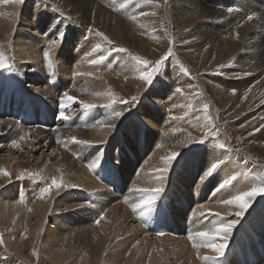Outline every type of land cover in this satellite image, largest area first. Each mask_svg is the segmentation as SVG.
I'll return each mask as SVG.
<instances>
[{"label": "bare ground", "instance_id": "6f19581e", "mask_svg": "<svg viewBox=\"0 0 264 264\" xmlns=\"http://www.w3.org/2000/svg\"><path fill=\"white\" fill-rule=\"evenodd\" d=\"M49 1L51 0H33L32 4H30L31 7L27 9L28 10L27 12H30L32 14L35 13L34 16H36L35 11L37 9L36 10L33 9H35L36 6L38 7L37 12L41 18H39L37 14L36 17H38L39 19L37 18L34 19L33 21L34 23L35 20H37L38 22L36 23L40 25L39 22L42 21V18L47 20L44 21L43 19V21L46 23L42 24L41 28L39 26H38L39 28L35 26L34 23L33 24L30 23L29 20L28 21L26 19L23 20V24L25 23L26 26L28 27L31 26L30 28L35 30V35L37 30H39L38 33L41 32L42 34H45L48 30L52 28V26H50V21L52 20L54 21L55 17L53 16H55L54 15L55 13H58L61 16V14L59 13L61 12V10L59 9V7L54 2L52 3V1L51 2ZM63 1H65V6L63 8L65 9L70 8L71 11H73V13L74 12L80 13L83 16H85V18L90 20L92 19V21L99 18V24L102 21L103 26L105 25L103 21H106L107 19L105 17V14H103V12L106 13L107 12L106 9L114 8L112 6V0H63ZM220 1L222 2V0ZM190 2L188 4L191 7H193L195 10H198L199 7H202V5L199 4L200 1L198 2L197 0H194L192 3ZM243 2L246 3L247 7H244L245 11L242 14L236 12V17H239V20L244 19V17L242 18V15H245L249 7H252L251 9L253 12L254 10H256L257 11L256 13H258V11L260 10L263 11L264 9V8L261 9L259 6H255L254 4L256 3H253L252 5L251 0H244ZM236 3L238 5L239 0H227L225 6L229 4V7H231ZM32 5H34L33 9H32ZM113 5L116 6L115 4ZM257 7H259L260 9H258ZM17 8H21V3H15L13 2V0H7V2L6 0H0V46H2V50L5 52L6 56L8 57L9 63L13 66L12 69L15 71L16 74L23 76V79L28 78L27 81H32L33 84L38 85L41 83L42 88H45V90L42 91L41 90L42 88H40L41 91H38L36 92V94L33 95L35 98L31 96L30 104H26V103L20 104L21 106L19 107H15V103L11 100V98H8V96L6 97L7 98L6 102L3 105H0V114H2L3 116H5V114H8L11 117L14 115L17 116V120H18L17 123L22 127L29 128L31 130L21 129L16 124L14 123L12 124V122L7 123V125L0 122V138L2 136L7 135V133L14 134V136L18 138H20L25 134H28L26 139L24 140L20 139L17 141H19V143L21 144H24V142H26V144L24 145H26V148L29 149L30 152L32 151L39 152L41 148V151L42 149H44L42 151V153L44 154L46 148L47 151H49L50 149L52 150V149L60 148L61 146L65 147L64 150L66 151L61 152L59 149L58 156L61 161L59 163H56L55 166L52 165L39 169L41 164L40 166L35 165L33 170L32 169L30 170V172L36 176L34 179L28 178L26 180H30V181H23L17 184H11L6 190L5 189L2 190V195L0 196V227L9 229L8 233L4 238V242L6 243V245L9 248H12L14 251L19 252V254H23L24 251H27V249L28 251L29 250L32 251L31 246L35 243V239L40 236V241L42 246L41 248L43 254L54 264H147L146 263L147 260L148 262L150 261V264H164L165 262H168L167 264H169L170 261L172 260H173L172 263L175 262V264H206V262L202 259V257L204 256L212 257L216 255L210 249L206 247H201L199 249L194 248L192 246V241L190 240L177 241L172 238L170 239V238H161V237H155V239H153L152 237H149L142 228H140L137 225L134 226V223L131 222L134 221L132 208L130 206L122 205L123 203L122 200L125 201L132 191L131 190L132 180L128 179L126 173L125 174L119 173L118 171L115 170L113 165L107 163L108 161L111 162L112 160L115 159L113 157V154L115 153H113L112 155L108 153L106 148L109 146V144L106 142L111 135L114 136L115 129L118 128L117 125L119 124L121 119H119L118 121H115V119L114 120L110 119V121H107L104 118H102L100 121L101 117L99 111L101 109L104 110L105 105L107 104L106 102L110 100V98H108V96L104 94L105 92L103 91V89H105L104 88L105 80L103 78L105 77L111 79L120 78V80H122L121 78L123 79L128 78L132 81L133 84L141 85L143 88H145L146 83L138 79L139 72L143 66L139 65L137 61H135V59L132 60L130 56H127L128 54L125 53L113 54L112 51L113 46L111 44H108L107 41H104L101 38L100 41H102V44L105 46L102 55L104 59L99 63H97L96 65H93L92 67L86 65L83 68H79L77 65L76 67H74L75 63L76 64L79 63L78 65H80L81 61L86 62V59L83 60V56L87 55V58H90V56H88L89 54L88 50L83 51V49H79V47H75V46L73 48L68 47L69 49L68 51L54 56L56 50L54 49V47H52L51 40L53 37L55 38L56 35L59 36L60 31L58 30L59 28L57 29L58 27L57 26L54 31L55 33H53L54 30L53 27L52 28L53 30L51 31L53 35L49 34L52 35V37H49V39L47 38V41H49L48 43L51 44V45L49 44V46H51L55 51L53 54H52L53 50H51L52 52H50L52 64H55L54 62H57L58 60H59L58 64L59 62L62 64H64L65 62V67H63L62 69V66L60 64L57 70H59L61 67L62 72H64L66 76H68L69 80H72V82L76 83L77 86H80L78 89H74L69 93V95L77 97L76 103L67 102L70 103V106L66 109V114L68 115L71 114L70 115L71 119L68 121L61 120L56 115V112L52 111L51 107H53L54 105L60 106L64 93L62 94L60 92H57L47 81L39 80L37 79L36 75L30 74L31 72H36L39 68H41L44 65V63L48 64V62L43 57V52L45 47L43 50L40 48L41 46L40 44L43 43L44 40L42 41L40 37L35 38L34 36L32 40L30 39H28L29 41L26 40L27 41L26 43H21V40L18 43L14 41V44L16 43L15 44L16 49H18L19 52H15L13 51V49H10L14 47L12 44L13 39L16 38V41L17 40L19 41V38L22 36L25 37L26 34V33L25 34L21 33L23 31L21 30V28L18 30L17 34H16L17 30L14 31L15 33L13 34V30L17 29V27L15 26H17L18 20L20 18L19 15L17 14V12L19 11L16 12ZM119 8L120 6L118 7V9ZM177 8L178 9L176 10V12H178V14H175V16H172V18L170 19L171 26L176 31L180 30V27H182L181 26L182 23L187 22L189 20V16H191L192 15L191 13H193L192 10L190 12L188 11L189 14L188 15L187 10L185 12V9L180 8L179 6H177ZM203 10L209 12L208 16L210 15L213 18H216V20H219L220 18L224 17V15L227 13V8L225 10L224 8L222 9L224 10V12L218 11L213 7L209 9L204 8ZM261 11L258 14H256L258 18L251 21L247 20L249 21L248 23L247 21L245 22L247 23V25L244 26V28L242 29L243 31L241 33V37L244 39L245 42L244 49L241 51H235V52L233 51V53L231 54L232 58H234L235 60V64L232 66V71H236V73L239 74V82L236 84H231V83L229 84L228 81H227L228 83L221 82L222 83L221 88L219 89L217 87V90L221 91L222 93L221 101L220 100L218 101L219 103L222 104V107L224 106L223 105L224 101L222 99H224V97L228 94L227 93L228 91H226L227 89L230 88L235 89V91L237 92L236 94L239 96L244 94L243 92L238 93L239 91L238 89L242 87L241 90L244 91V89L253 82L254 83L252 85V89L258 86L264 88V47L259 46L260 43L259 41L262 38H264V12ZM67 18L66 20L71 21V24L73 23L74 27H77L80 31H85L89 33L87 27H85L86 26L85 24L84 25L80 24L77 21H75V19L69 16ZM175 18H177V20H175ZM49 26L51 27L50 29ZM199 26L200 24L197 26V29L194 30L193 35L191 36H196L201 34L200 30L204 28L203 27L199 28ZM114 28L115 30L117 28L124 29L121 26V24L119 27L118 22H113V29ZM224 31L223 33H225ZM206 32L208 31L203 32V34L200 35V37H203L202 39H208L209 38L208 35L211 36L209 40L211 43L210 50L213 51V54H211L213 58V56L220 50L219 42H223L222 41L223 36L221 34H218V32L216 33L208 32V34ZM88 33L84 34L85 37H87L86 35ZM125 33H126L125 35L126 42L133 45V47H134V43H136L137 48L142 50L143 43L139 41H135L133 38L131 39V37L128 38L127 34H129L130 32L128 33L127 30ZM75 39L76 38H74V40ZM59 43L61 44V42ZM57 45L58 44H56V47ZM47 47L46 50L51 48V47L49 48ZM83 47L85 48L86 46L83 45ZM228 47L225 46V51H227ZM214 51H216L215 54ZM83 52L85 53V55L83 54ZM197 53L198 51L197 52L195 51L194 53L195 59ZM157 55H159V53H157ZM25 61L27 63H25ZM86 63H89V61ZM211 66L212 63L210 61L208 63V67ZM113 68L114 71H111V69ZM77 73H80V75L78 76ZM224 73L227 75L231 74V72H226V71ZM72 74H74V76ZM182 74L183 72H181V70H179V74L177 72L178 76ZM58 78L62 79L60 77ZM57 82H59V80ZM83 83L84 85H82ZM158 85H161V88H163V85L165 86L167 85L168 88L165 91L166 96L167 97L173 96L174 100L173 99L172 100L175 102L174 103L172 102V104H178L181 106V103H183V99H184V95L182 93H181L182 95L177 94L176 96L175 92L177 93V91L171 88L172 85H170V83L167 82L165 83L163 79L160 80V83H158ZM57 86H60V84H57ZM252 89L250 91H253ZM248 90H247L248 97H250V91ZM215 93L216 92H214V94ZM26 97L27 99L29 98V96ZM80 100L94 104L96 105V107L90 110H86L78 103V101ZM262 101H264V93L262 94L261 97H256L254 99L252 106H254L255 111L262 113L264 112V103H262ZM235 102L237 101L235 100ZM168 103L166 104L170 105V103L169 104ZM147 105H143V107ZM167 105L164 106L163 104L162 106H160V108L157 107L158 109L157 112L156 111L152 112L154 108L150 106L152 108V110L150 109L151 113L148 112L149 113L148 116H144L147 117L149 121L146 122L144 120L143 121L146 123L147 126L150 127L155 126V128L157 127L162 129H169L166 131H171V132L167 134H163L162 133L163 131L161 132L155 130L154 131L146 130L144 135L145 146L143 147V149L132 150L133 144H132V148L130 144L132 142L124 144L125 145L123 148L124 154L122 155V158L128 161L130 167H133L134 169H136L137 166L139 167L140 156L137 155V153L139 154V152H143L144 154L149 155L148 158H150L148 159V161L144 162L143 159L141 161L144 163V168H143L144 170L142 169L143 171L140 172L141 177L133 188L132 200L134 201V203L138 202L141 198L145 196L144 193L135 191L134 190L135 188L152 189L157 186H162L165 191L167 186L172 182H174V178L171 179L170 177L173 175V172L171 171L175 167L174 165L177 162L176 159L180 157L179 156L180 154L184 153V151L186 152L187 149L191 148V146H193L196 143L195 140L193 139L194 135L192 129H186L190 133L189 136H184V137L177 136L178 135L177 133H180L178 132V130L180 127L179 124L183 122L182 120L177 125L176 123H174L173 119L172 121L170 119L171 123L169 122L167 127H165L164 125H162L164 121L156 118L160 114V111L164 113L165 117L167 116V114L172 115L171 113L172 109L169 110L167 108ZM78 107L83 108L85 112L83 113L81 119L82 121L78 124V130L76 132L75 131L72 132L71 129L74 128L71 126L73 121L72 119L73 118L76 119V117L78 116V115H74L73 109L74 108L76 109ZM97 108H101V109L97 110ZM129 108L131 107L114 105L113 107L108 109L109 110L108 115L109 116L113 115L114 111H122L124 114L128 115L132 113V109L134 107L131 109ZM176 108L177 109L175 110L173 107L175 113L177 111H179L180 113L181 110L179 106ZM238 111H240L238 112V114L244 112L243 109ZM136 113L138 112L136 111ZM180 114H185V113H180ZM103 116L106 118V115ZM108 125H113V127H108ZM59 126L61 128L60 130H58ZM189 127H192V125H190ZM220 127L221 130H225L223 129L224 126L223 127L220 126ZM43 130H47L49 132H54V133H48ZM202 131L207 132V130L199 128V132L201 133ZM130 134L131 136L128 139L134 138L133 136H135V133H130ZM70 137H76L77 140H83V141L89 140V143L92 142L95 144L99 142H103L106 144V147H104L103 150H96L97 148L94 149L95 147L92 148L81 147V149H78V147L82 146L83 144L72 142ZM30 141L33 143L32 145H35V147L38 146L39 147L34 148L32 146H29L27 142L29 143ZM120 141L121 140H119L118 142ZM206 142L209 143L205 144L206 150L205 153L203 151L204 156L202 157V155H200V157H202L203 159V161H201V159L200 161L204 162L203 163L204 165L203 166L201 165L202 167L201 170L203 172V176H202L203 178L201 177L202 181H200L201 184L199 185L197 180L196 182H194L193 185L189 186V188L193 192H198L199 195H201L203 194L201 188L203 187V185H205L206 180L211 178L213 179V181L211 180V182H213V185L217 186L219 184L221 186L223 184L224 187L218 193L217 197L213 199L212 204L197 210L196 220H199L200 226H202V221L200 219L202 218L209 219L208 226L202 227L200 231L210 230L216 225V223H213L211 221V218L219 219L218 223H220L222 221L228 220L225 216L235 214L236 211H239V209L236 206L226 205L221 203V201L230 199L234 195L239 194L240 192L245 190H250L251 187L260 184L258 183L257 180L251 179L250 175H247L246 172L244 173L243 170L242 172L238 169L237 164L240 163L239 161L237 162V164L233 163L234 157L230 158L229 160L227 156L224 157L225 154L220 155V153H218L220 149L219 150L214 149L217 148L216 147L217 140L215 141L213 140L212 143L208 140ZM263 143H264V128L261 131H259V133L253 138H250L248 140H246L245 138H240L239 144H236L237 146L236 149L238 148L236 151L238 150L242 151L243 154L246 155L247 159L248 158L252 159L251 151H256L259 152L262 155L261 156L262 159H264ZM3 144H4L3 146L4 149L5 148L8 149L9 147H12V144L10 145L9 144L7 145V143H3ZM0 147H2V145ZM212 147L214 148L210 149ZM198 148L199 147H197L196 149ZM172 152L178 153L175 159L176 161L173 160L170 164L166 165L164 162V158L171 155ZM135 155H137L138 157L133 158ZM235 158L239 160L238 159L239 156H237V154ZM8 160L11 161L12 159H8ZM84 161H86L87 163L82 166V162ZM94 162H98L100 165L96 167L94 170H91L89 168V165ZM214 164L216 165V168L214 171H212V174L206 176L210 172L209 171L204 176L205 174L204 172H206L207 169L211 170L212 165ZM262 164L264 167V160L262 161ZM104 165L105 166L109 165L113 169V171H111L109 174L114 173L115 176L109 178V181L113 180V178L117 181L116 182L113 180V184H111L115 186L114 190H116V193H114L111 189H110L111 191L109 192L106 190H99V189L96 190V188L99 187L98 183L96 182V179L97 178L99 179V176L97 175L98 168H102ZM1 166L2 165L0 161V171H3L1 169L2 168ZM197 166L195 167L194 170L197 172V174L198 173L201 174V171L198 170L199 167L197 168ZM164 167H167L168 171L166 173H163V178L161 180L160 179L161 174L157 170L162 169ZM184 170L185 169H183V171ZM53 176L57 177L58 179L62 178L63 183L65 185H69V186L75 185V187H63L61 189H53L52 192L49 195H45L43 199L39 198L43 188L46 187L49 183H51V178ZM233 177H235V179H233ZM177 178L178 177L176 176L175 180ZM1 181L2 180L0 179V187H2L3 185V182ZM225 181H228V183H225ZM108 185L110 186L109 183ZM74 190L75 192H77L78 196H75V194L73 195ZM81 191H85L90 194ZM4 193H7L8 195L3 196ZM84 195L86 198H84ZM118 195H121V197H119L120 198L119 200L117 197ZM170 198L176 204L185 206L186 201L188 199H193L194 197L189 192L184 194L178 189H176L174 192L170 194ZM109 199L111 200V203L107 202L109 201ZM255 200H257V198ZM255 200L251 203L250 207L247 209L244 215L240 217L241 218L240 220L244 221L245 219H247V217L250 216L248 219V223L246 224L244 223L245 224L244 227L241 228L239 227V225L242 222L239 223L238 221V223L236 224L235 228L232 230L229 236L233 238L235 237V234L237 232L242 233L240 236L241 242L243 241V244L247 248L251 245V250H248L244 255H237L236 264H264V249L262 248L263 250H259V248L261 247L260 245H259L260 247L256 248L258 245L257 241H259V238L263 239L264 241V209L263 210L261 209L260 212L259 211L253 212V214L251 215L252 213L251 207L256 202ZM219 201L220 203H218ZM3 202H13L16 203V205H7L4 204ZM89 204H91L92 208ZM115 204L118 206H115ZM86 206H88L89 208ZM187 206L189 207V204ZM95 209L97 210L99 209L100 213L97 214L96 213L97 211H95ZM64 211L65 214H63ZM209 211H211L212 213H219L222 216L218 215L219 216L218 218L217 215H208L207 213ZM76 212H80V213L75 215ZM101 213L105 214V215L103 214L105 218L102 221H100L99 224H97L96 221L98 218H100ZM201 213H204L205 215L202 216L200 215ZM70 214H73L72 215L73 220L71 221H70ZM63 217H65L66 219L65 221L62 220ZM158 217L159 216L157 214L153 222L152 219L148 220V216L146 215V222H147L146 227L148 228L147 230L150 233H153L154 230L158 229L159 225L162 224L161 221H158ZM50 220H52V224H54V227L49 226L48 222H50ZM257 222L259 223V225L258 226L254 225ZM29 231H31L30 237L27 240V235ZM42 234L43 236L41 238ZM126 235H128L131 239H128ZM24 236L26 238L23 240ZM230 239L228 238V241ZM131 245L133 247H131ZM130 247L131 250L128 251ZM197 253H199L200 258H198ZM230 253L231 252H229V249H225L224 255L220 257L218 260L213 261L212 264L230 260L231 258ZM169 259L170 261H168Z\"/></svg>", "mask_w": 264, "mask_h": 264}, {"label": "rangeland", "instance_id": "374dc122", "mask_svg": "<svg viewBox=\"0 0 264 264\" xmlns=\"http://www.w3.org/2000/svg\"><path fill=\"white\" fill-rule=\"evenodd\" d=\"M32 1L33 0H31V2H30V0H24V2L21 4V8H17V10H16V12L19 11V12H17V14L19 15L20 18L18 20V24L16 22L17 26H15V27H17V29L13 30V34L15 33L14 31H16V30H17L16 31V34H17V32L20 28H21V30H23L22 32L20 30V32L22 34H25V33L26 34H25V37L24 36L20 37L19 41L18 40L16 41V38L12 40V44L14 47L10 48V49H13V51H15V52H19V50L16 49V46H15L16 43L20 42V40H21V43H26L27 41H29L28 39L32 40L34 38V36H35V38L40 37V39L42 41L44 40L43 43L40 44L41 45L40 48L43 50L45 47V49H44V51H45L47 46H48L47 48L51 47V46H49L50 43H48L49 41H47V38L49 39V37H52L53 33H55L54 31H55V28L57 26H58L57 29L59 28L58 30L61 33H63V38H62V40L60 38H58V37H60L59 31H58L59 36L56 35L55 36L56 39L54 37L52 38L51 44L53 43V41H56L57 42L56 44H58L57 47H56V44L54 46V49L56 50V52L52 48L53 46L51 48H49V49L53 50V52L50 50V52H52V54L55 52L54 56L68 51L69 50L68 47L73 48L75 46V47H79V49H83V51L88 50V52H89L88 56H90V58H87V55H85V53L83 52V54L86 56V57L83 56V60L86 59V62L91 61V60H98L99 61V58L103 55L105 46L102 44V41H100V39L102 37H99L96 35L97 30L104 33L113 42L111 44L113 46V48H121L122 47V48L127 49V52L113 51V54L125 53V54H128L127 56H130V58L132 60L134 59V57L139 56L142 59H147L149 61L154 62V61L161 59V57H163L167 53V50L169 47H171L173 49L174 55L169 57L165 61V63L163 64V66L161 68V74H158L154 78L153 84L151 86L145 84V88H143L141 85L133 84L132 81L128 78H124V79L121 78L122 80H120V78L119 79H117V78L111 79V78H106V77L103 78L106 82V83L104 82V88H105V89H103V91L105 92L104 94L107 95V93L110 91L113 94V96H115L117 98V102L112 104L111 107H113L114 105H116V106L120 105V106H125V107L128 106L131 108L134 107L132 109V113H130L128 115L123 113V115L120 118L115 119V121H118L119 119H121V121L117 125L118 128L115 129L114 136L111 135L110 138H108V140L106 142L109 144V146L106 148L108 153L110 155L115 153V154H113V157L115 159L112 160L111 162L108 161L107 163L113 165L115 170L118 171L119 173H123V174L126 173V175L128 176V179L132 180V184H131L132 185V187H131L132 191L125 201L122 200V202H123L122 205L130 206L132 203H134V201L132 200L133 188H134V185L137 183V181L141 177L140 172H142L144 170L143 169L144 163L141 161L143 159L145 162V161H148V159H150V158H148L149 155L144 154L143 152H139V154L137 153V155L140 156L139 167L137 166L136 169H134L133 167H130V164L128 163V161L125 160L124 158H122V155L124 154V150H123V148L125 146L124 144L132 142V143H130L131 148H132V144H133L132 150L143 149V147L145 146V141H144L145 136L144 135H145L146 130H151V131L155 130V131H161V132L163 131L162 132L163 134H167V133L171 132V131H166L169 129H162V128H157V127L155 128V126L150 127V126L146 125L145 122L149 121V119H147V117H144V116H148V114H149L148 112L151 113L152 108L155 109V110L153 109L152 112L153 111L157 112L158 111L157 107L160 108V106H162L163 104H164V106H166L167 105L166 103L169 102L170 105H167V108L169 110L172 109L171 110L172 115L167 114V116L165 117L164 113L160 111L161 115L159 114L158 117H156V118L164 121L163 122L164 124L162 123V125H164L165 127H167V125L169 124L170 119H171V121L173 119L174 123H176L177 125L182 120L183 122H181L179 124L180 125L179 130H181V131H179L177 129L178 132H180V133H177L178 134L177 136L178 137L189 136L190 133L186 129H192V132L194 135L193 139L196 142L193 146H191V148L187 149L186 152L184 151V153L180 154L179 155L180 157H178L176 159L177 162L174 165L175 167L171 171V172H173V175L170 177L171 179L174 178V182H172L171 184H169L167 186V188L160 195V197L156 201V203L151 207V210H149L148 208H144L142 210L144 212V215L142 217H141V210H137L135 212L133 211L134 221H131V219H130V221L132 223H134V226L137 225L140 228H142L144 230V232L149 237H152L153 239H155V237H158L157 233L162 232L165 235L160 236L161 238H170V239L172 238V239H175L177 241H187V240H189L188 239L189 233H194V232L200 231L202 227L208 226L209 219H205V218L200 219L202 221V226L199 225V223H200L199 220H196V212H197V210L202 209V207L209 206L210 204H212L213 199H215L217 197L218 193L223 189V187L221 188L219 184L217 186L213 185V182H211V180L213 181V179L211 178V179L206 180L205 185H203V187L201 188V190L203 191V194H201V195H199L198 192H193L189 188V186L193 185L194 182H196L197 180H198V184L199 185L201 184L200 181H202V178H203L202 177L203 172L201 170V168H202L201 165L202 166L204 165L203 164L204 162H201V161H203V159H202V157L204 156L203 151L205 153V150H206L205 144L209 143V142H206L207 140L210 141L211 143L213 142V140L214 141L217 140L219 142L224 143L225 144L224 149H220L217 146H216L217 148L212 147L210 149H213V148L217 149V150L220 149L221 151L219 150L218 153H220V155L225 154L224 157L227 156V158H229V160H230V158L234 157L235 160L233 159V161H234L233 163L237 164V162L239 161L240 164H237V167L240 171L243 170L244 173L246 172V174L249 171H251L250 178L257 180L258 183H261V180L259 179V177H260L259 175L264 174V167L262 164V161L264 159H262V157H261L262 155L259 152L251 151L252 152L251 153L252 159H250V158L247 159L246 155L243 154L242 151H240V150L236 151L238 149V148L236 149V147H237L236 144H239L240 138H245L246 140L253 138L254 136H256L259 133V131H261L264 128V127H262V125H264V112L263 113L257 112L254 110V106H252L254 99L256 97L262 96V94L264 93V90H263L264 88H261L260 86H258V87H254L252 89V85L254 82L252 84L248 85V87H246L244 89V91L241 90L242 87L239 88L238 93L243 92L244 95H245V93H247L248 89H249L248 91H250L251 89L253 90V91H250V97H248V93H247L246 98L244 95L238 96L236 94L237 93L236 91H235V94H233V92H232L233 88H230L227 90L225 89L226 91H228L227 92L228 94L224 97V99H222L224 101L223 107H222V104L218 102L219 100L221 101V94L222 93H221V91L217 90V87L219 89L221 88L222 83H228L229 82V84L230 83L236 84L239 82V74H237L236 71H232V66L235 64V60H234V58H232L231 54L233 53V51L234 52L235 51H241L245 47V42H244V39L241 37V33L243 31L242 29L244 28V26L247 25V23L249 22V21H247V16L249 14H252V13L258 14L261 10L258 11V13H256L257 12L256 10H254V12H253L251 9L252 7H249L248 11L245 13V15H242V18L244 17L245 20L244 19L239 20V17H236V12L242 14L245 11L244 7H247L246 3L243 2L244 0H239V4H238L239 7H238L237 3L232 5L233 9H235V11H233L232 13H229L227 11V13L224 15V17L220 18L219 20H216V18H213L210 15L208 16L209 12H207L203 9L204 8L209 9V8L213 7L214 9H216L218 11L224 12V10L226 8H229V4L225 6L227 0H222V2L220 0H197L198 2L200 1L199 4L202 5V7H199L198 10H195L193 7H191L188 4L190 1L193 2L194 0H188V1H186V0H153V3H145V2H143V0H133V2L131 4H128L127 7L123 8V9H121V8L118 9V7L120 6L121 3L124 2V0H116L115 3H113V0H112V6L114 8H111L112 10L106 9V11H107L106 13L103 12V14H105V17L107 18L106 21H103L105 23V25L103 26L102 21L99 24V18L92 21V19L91 20L87 19V18H85V16H83L80 13H77V12L73 13V11H71L70 8H68V9L63 8L65 6V1H63V0H61V1L60 0H51L52 3L54 2L59 7V9L61 10V12L63 14L58 11L61 14V16L58 13H55L54 14L55 16H53V17H55V19L52 17L54 19V21L53 20L50 21V26H52V28L54 27L53 28L54 30L49 26V29L50 28L51 29L47 31L48 33L47 32L45 34H42L41 32L38 33L39 30H37L36 35H35V30L31 29L30 28L31 26L28 27L25 25V23L23 24L24 19H26L27 21L29 20V22L33 24L34 19L41 18L37 12L38 7L36 5H35L36 6L35 9H33L34 5H32V9L33 10L37 9L35 12H36V16L38 14L39 18L34 16L35 13L32 14L30 12H27L28 11L27 9L31 7L30 4H32ZM51 1H49V2H51ZM120 1H121V3H120ZM263 1L264 0H251L252 5H253V3H256L254 5L259 6L261 9L264 8V2ZM192 2H190V3H192ZM113 4H115L116 6H114ZM177 6L185 9V12L187 10V14H188V11L190 12L192 10V12H193V13H191L192 15L189 16V20L187 22H183L181 25L182 27H180V30H178V31L174 30L173 27L171 26V23H170V21H171L170 19L172 18V16H175V14H178V12H176V10L178 9ZM187 6H189V7H187ZM232 6H231V8H232ZM259 7H257V8L260 9ZM223 8H224V10H222ZM128 12H130V13H128ZM142 12L147 13L148 15H141ZM261 12H264V9ZM152 13H155V14L153 15ZM63 16L65 17V20L69 16V17L75 19V21H77L78 23L83 24V25L85 24L86 25L85 27H87V30L89 31V29H91L92 31L91 32L89 31V33L85 32V31H80L77 27L73 26V23L71 24V21H68V20L65 21ZM133 16L136 17L135 20L130 18ZM256 17H257V15H256ZM43 19L44 18H42V21H43ZM67 19H69V18H67ZM255 19L256 18H254L253 20H255ZM175 20H177V18H175ZM237 20H238V22H237ZM44 21H47V20L44 19ZM44 21L42 23L39 22L40 25H38V23H36L38 21L35 20L34 25L37 27L39 26L41 28L42 24L46 23ZM246 21H247V23H245ZM113 22H118L119 27L121 24V26L124 29H122V28H117L116 30H115V28L113 29ZM58 23H59V25H58ZM199 24H200L199 28H202V27L204 28V29L200 30L201 31L200 35H202L203 32L208 31L211 33L212 32L213 33L218 32V34H221L223 36V38H222L223 42H219L220 50L217 53H216V51H214V54L215 53L216 54L213 56V58L211 55V54H213V51L210 50L211 49V43L209 40L211 36L208 35L209 36L208 39H202L203 37H200V35L191 36V35H193L194 30L197 29V26ZM222 26L224 27V29ZM28 28H30L31 30ZM111 29H113V30H111ZM24 30H25V32H24ZM27 30L28 31L30 30L29 33ZM52 30H53V33H51ZM126 30L128 33L130 32L129 34H127L128 38L131 37V39L133 38L135 41H139V42L143 43L142 44L143 45L142 50L137 48L136 43H134V47H133V45L126 42V40H125ZM220 31H221V33H220ZM223 31L225 33H223ZM208 32H206V33L208 34ZM66 33H68V34H66ZM86 33H88L86 35L87 37H85V35H84ZM49 34H52V35H49ZM237 34H238V38H237ZM64 35H65V37H64ZM74 38H76V39L74 40ZM102 40H103V38H102ZM14 41L16 42L15 44H14ZM185 41H187V43H185ZM59 42H61V44ZM259 42H260L259 46L264 47V45H263L264 44V38H262ZM98 44L100 45L99 48L96 47ZM83 45H85L86 47L84 48ZM225 46H227V47L229 46L227 48V51H225ZM49 49H47V50H49ZM163 51H164V53H163ZM195 51L196 52L198 51V53L196 55V59L194 58ZM157 53H159V55H157ZM58 61L54 62L56 65L52 64L51 68L48 67V64L44 63V65L41 68H39L36 72H31L30 74L36 75L37 79H39V80L47 81L49 84H51L53 89H55L57 92H60L62 94L65 92L70 93V91H72L74 89H78L80 86H77L76 83L72 82V80H69L68 76H66V74L64 72H62L63 67H65V62H64V64H62L60 62L58 64ZM60 61H63V60H60ZM177 61H179L180 64H182L185 68L188 69L187 73H184L183 71H181V72H183V74L179 75V76L177 75V72L179 74V70H181L179 65L177 64ZM210 61L212 63V66L208 67V63ZM84 62L81 61L80 65H78L79 63L77 62L78 64L75 63L74 67H76V65L79 68H83V67H85V65L89 66V67L96 65V64H91V63H86V62L84 63ZM25 63H27V62L25 61ZM60 64L62 66V69L60 67V69L57 70L59 68ZM111 71H114V68L111 69ZM225 71L231 72V74L227 75L224 73ZM72 75L74 76V74H72ZM58 77H60L62 79H59ZM161 79H163L165 83L166 82L170 83V85H172L171 88H173L174 90H176L178 88L182 89V92H177V93L175 92L176 96H177V94H181V93L184 95L183 103H181V106L178 104H172V102L173 103L175 102V101H173L174 100L173 96H171V97L166 96L165 91L168 88V86L163 85V88H161V85H158V83H160ZM234 79H235V81H234ZM27 80H28V78L23 79V76L16 74L13 69H4V68L2 69L1 68L0 69V105H3L6 102L7 96H8V98H11V100L15 103V107H19V106H21L20 104H24V103L30 104L31 103V96L34 97L33 95L36 94V92L41 91V90L42 91L45 90V88H42L41 83L36 85V84H33L32 81H27ZM58 80H59V82H57ZM119 81H121V82H119ZM57 84H60V86H57ZM64 85H66V86H64ZM82 85H84V83ZM40 88H42V89L40 90ZM158 88H160V89H158ZM25 90H26V92H25ZM214 92H216V93L214 94ZM26 96H29V98L27 99ZM134 96L137 97L138 99L135 102H131L132 97H134ZM108 98H109V96H108ZM121 99L124 101H129L130 103H127V104L120 103L119 101ZM235 100L237 102H235ZM17 101H18V103H17ZM109 102H110V100L107 101L106 103L109 104ZM146 102L148 105L152 104V102H153V104L148 106L146 104ZM160 103H161V105H160ZM171 104H172V106H171ZM204 104L209 105V110H208L207 116L211 118L210 120L206 119L205 113L203 111V105ZM143 105H147V106L143 107ZM150 106H152V108ZM178 106L181 110L180 113H185V114H180L179 111H177L175 113L174 109L176 110L177 109L176 107H178ZM111 107H105L104 110L101 108H97V110L101 109L99 111L100 117H101L100 121L102 118H104L107 121H110V119L114 120L111 117L113 115H110V116L108 115V113H109L108 109ZM173 107H174V109H173ZM131 108H129V109H131ZM51 109L53 112H56V115L59 117L60 106L54 105L53 107H51ZM241 109L244 110V112H243L244 114L243 113L238 114V112H240L238 110H241ZM73 111H74L73 112L74 115H78V116L76 117V119L75 118L72 119L73 121H72L71 126L74 128H72V127H70V128H72L71 129L72 132H74V131L76 132L78 130V124L82 121L81 119H82V116H83V113L85 112V110L83 108L78 107L76 109L74 108ZM136 111L138 113H136ZM172 111H174V112H172ZM236 111H237V113H236ZM102 112H103V114H102ZM103 115H106V118ZM243 117H245V118H243ZM2 119H4V120H2ZM166 119H168V120H166ZM17 121H18L17 116H15V115L11 117L8 114H5V116L0 114V122L4 123L5 125H7V123L12 122V124L13 123L16 124L21 129L31 130L29 128L22 127L21 125H19L17 123ZM150 121H151V119H150ZM59 122H60V120H59ZM165 123H166V125H165ZM188 123H189V126L192 125V127L193 126L194 127L193 128L189 127ZM195 124H197V125H195ZM220 126H222V127L224 126L223 129H225V130H221ZM199 128L205 129V130H207V132L202 131L200 133ZM60 129L61 128L59 126L58 130H60ZM216 129H219V132L215 138L211 135H206V133L215 132ZM40 130H42V129H40ZM164 130H165V132H164ZM43 131H46L48 133H54V132H49L47 130H43ZM130 133H135V136H133L135 139L134 138L128 139L131 136ZM128 134H129V136H128ZM202 139L204 140V143L199 142ZM17 140H20V138L15 137L14 134H8V133H7V135L2 136L0 138V146L2 145V147H0V161H1V165H2L1 169L3 171H7L8 173H10V176H5L3 174H0V179L2 180L1 182H3L2 187H0V196L2 195V190H4V189L6 190L9 187V185H11V184H17V183H20L23 181H30V180H26L28 178L34 179L36 176L34 174L28 175V173H31L30 170L31 169L33 170L35 165L40 166V164H41L39 169L44 168V167H48V166H52V165L55 166L56 163H59L61 161L59 156H58L59 149L61 152L66 151V150H64L65 147L61 146L60 148L52 149L53 151L51 149L49 151H47V148H46L44 154L42 153V151L44 149H42V151H41V148H40L39 152H33V151L30 152L29 149L26 148V145H24V144H26V142H24V144H21ZM119 140H121L123 143L121 141L118 142ZM13 142H18L19 147L17 148V147L12 146V147H9L8 149L3 148V146H4L3 143H7V145L8 144L13 145ZM87 142H88L87 144H83L82 146L78 147V149H81V147H83V148L95 147L94 149L97 148L96 150H103L104 147H106V144L103 142H99L97 144L92 143L91 141H90L91 143H89V140ZM118 143H121V144H118ZM27 144L29 146L34 147V148L39 147V146L35 147V145H32L33 143L31 141L29 143L27 142ZM231 145H232V147H231ZM200 146H201V148H200ZM197 147H199V148L196 149ZM9 149H12V150H9ZM200 149L202 152L200 151ZM197 151H199V152H197ZM53 153H55V154H53ZM198 153H200V154H198ZM236 154H237V156H239V158H238L239 160H237L235 158ZM137 155H135L133 158L138 157ZM193 155H195V156H193ZM200 155H202V157H200ZM60 157H61V154H60ZM8 159H12V160L9 161ZM192 159H194V160H192ZM200 159H201V161H200ZM86 163H87L86 161L82 162V166L85 165ZM196 166H197V168L199 167L198 170L201 171L202 175L199 173L197 174V172L194 170ZM240 167H241V169H240ZM111 169H112V167H110L109 165H106V166L104 165L102 168H98L97 175L99 176V179L97 178L96 182L98 183L99 187L96 188V190H98V189L99 190H106L108 192L112 190L114 193H116V190H114L115 186L111 185V184H113V180L114 181H116V180L113 178V180L109 181V178H112V176L113 177L115 176L114 173L109 174L111 171H113V169L112 170ZM119 169H121L123 171H121ZM183 169H185V170L183 171ZM181 171H183L184 174ZM209 171L212 172L213 170L207 169V171L204 172L205 173L204 176ZM21 176L23 178H20ZM176 176L178 178L175 180ZM206 176H208V174ZM108 183L110 184V186L108 185ZM176 189H178L179 191H181L184 194L189 192L193 195L194 198L188 199L185 203L186 204L185 206L178 205L170 198V194L172 192H174ZM74 192H75V190H74ZM74 192H73V195L75 194V196H78L77 192H75V193ZM81 192H85V191H81ZM85 193L90 194L88 192H85ZM127 193H128V191H127ZM7 195H8L7 193H4L3 196H7ZM121 195L117 196L118 200L120 199L119 197H121ZM75 198H77V197H75ZM84 198H86L85 195H84ZM84 198H82V199H84ZM255 201L256 202L251 207V210H252L251 215L253 214V212H257V211L260 212L261 209L262 210L264 209V206H263L264 205V196H258L257 200H255ZM107 202L111 203V200L109 199V201H107ZM3 203L7 204V205H16V203H13V202H3ZM218 203H220V201ZM188 204H189V207L187 206ZM89 205L91 206V204H89ZM115 206H118V205L115 204ZM86 207H88V206H86ZM91 208H92V206H91ZM95 211H97L96 212L97 214L100 213L99 209L98 210L95 209ZM79 213L80 212H76L75 215H77ZM63 214H65V211L63 212ZM103 214L104 213H101V216L105 215V214L104 215ZM157 214L159 216L158 221H161L162 224H160L158 229L154 230L153 233H150L147 230L148 228L146 227V224H147L146 215L148 216V220L152 219V221L154 222V219L157 216ZM72 215L73 214H70V221L73 220ZM233 215L234 214H231V215L225 216V217L228 220L237 219L235 217V215L234 216ZM249 217H247V219H245L244 221L240 220L241 218H238L239 223L242 222V223H240L239 227H241V228L244 227V225L246 223H248ZM104 218H105V216H104ZM218 218H219V216H218ZM215 219L211 218V221L213 223L217 224L219 219H217V218H215ZM62 220L65 221L66 220L65 217H63ZM90 223H92V222H90ZM257 223H255L254 225L258 226L259 223L258 224ZM48 224H49V226L54 227V224H52V220H50V222H48ZM8 231H9L8 228L0 227V236H2V238H3V244H0V264H54L46 256H44L42 248H41L42 246H41L40 236L35 239V243L31 246L32 251H30V250L28 251V249H27V251H24L23 254H19V252H16L12 248H9L6 245V243L4 242V238H5L6 234L8 233ZM30 232L31 231H29V233L27 235V240L30 237ZM237 233L235 234V237H233V238L228 237L229 239L230 238L232 239V240L231 239L229 240L230 243L228 241V247L226 248V249H229V252H231L230 253V255H231L230 260H227L225 262L222 261V262L214 263V264H236L237 255H244L248 250H251V245L247 248L243 244V241L241 242L240 236L242 233H238V234ZM25 236H26V234H25ZM25 236H24L23 240L25 239ZM42 236H43V234L41 235V238H42ZM126 237L128 239H131L128 235H126ZM257 242H258V245L256 248L261 246L259 248V250H263L264 249L263 239L259 238V241H257ZM131 247H133V246L131 245ZM131 247L128 249V251L131 250ZM34 251L37 253V255H33ZM124 261H125V259H124ZM124 261H123V263H124ZM168 261H170V259ZM172 261H170L169 264H175V262L172 263ZM146 263L150 264V261L148 262V260H147ZM167 263L168 262H165L164 264H167Z\"/></svg>", "mask_w": 264, "mask_h": 264}, {"label": "snow or ice", "instance_id": "6c2138e0", "mask_svg": "<svg viewBox=\"0 0 264 264\" xmlns=\"http://www.w3.org/2000/svg\"><path fill=\"white\" fill-rule=\"evenodd\" d=\"M7 2V0H6ZM13 2L15 3H23L24 0H13ZM133 2V0H124L123 3L120 4V8L123 9L125 7H127L128 4H131ZM143 2L145 3H153V0H143ZM113 3H115V0H113ZM227 11L229 13H232L233 11H235V9L229 7L227 8ZM153 15L155 13H152ZM141 15H148L147 13H141ZM254 18H258L256 17L255 13L249 14L247 16V20L251 21ZM131 19L135 20L136 17H131ZM89 31L91 32L92 30L89 29ZM96 35L99 37H102L104 41H107L108 44H112L113 42L102 32L100 31H96ZM63 38V33H60V39L62 40ZM237 38H238V34H237ZM185 43H187V41H185ZM56 44V41H53L52 46L54 47ZM97 48L100 47V45L98 44L96 46ZM50 50H45L43 52V57L44 59L48 62V67L51 68L52 67V60H51V56H50ZM112 51H118V52H127V49L125 48H113ZM173 49L171 47L168 48L167 53L161 57V59L157 60V61H149L147 59H142L139 56L134 57V59L143 67L141 68L140 72H139V77L138 79L144 81L147 85L151 86L153 84L154 78L158 75L161 74V68L163 66V64L165 63V61L173 56ZM104 59L103 56H101L98 60H91L89 61V63L91 64H97L100 61H102ZM177 64L179 65L181 71H183L184 73L188 72V69L185 68L182 64H180L179 61H177ZM12 65L9 63L8 57L6 56L5 52L2 50V46H0V68H4V69H12ZM77 75H80V73H77ZM177 92H182V89H176ZM233 94H235V89L232 90ZM107 95L110 98V102L109 104L105 105V107H111L112 104L117 102V98L115 96H113V94L109 91L107 93ZM247 96V93H245V98ZM138 98L137 97H132L131 102H135ZM76 103L77 102V97H74L72 95H69L68 92H65L63 94V99L61 100L60 103V112H59V118L61 120L64 121H68L71 119V116L66 114V109L70 106V103ZM120 103H130L129 101H124V100H120ZM78 103L86 110H90L94 107H96V105L91 104V103H87L85 101H78ZM262 103H264V101H262ZM209 110V105L208 104H204L203 105V111L205 113L206 119L210 120L211 118L207 116ZM123 115L122 111H114L112 119H117L120 118ZM108 127H113V125H108ZM262 127H264V125H262ZM219 132V129H216L215 132H209L206 133V135H211L214 138L217 136ZM28 134H25L23 136L20 137L21 140H24L27 138ZM70 139L73 142L76 143H80V144H87V141H83V140H77L76 137H70ZM200 143H204V140H200ZM13 147H19V143L18 142H13ZM217 147H219L220 149H224L225 148V144L222 142L217 141L216 144ZM178 153L176 152H172L171 155H169L168 157L164 158V162L165 164H170L173 160L176 159ZM99 166L98 162H94L92 164L89 165V168L91 170H94L96 167ZM216 168V165H212V170L214 171ZM161 176L160 179L162 180L163 178V173H166L168 171L167 167H164L162 169H158L157 170ZM0 174H3L5 176H10V173H8L7 171H0ZM212 172L210 171L208 173V175H211ZM248 175H251V171H249L247 173ZM28 175H33V173H28ZM20 178H23L22 176ZM233 179H235V177H233ZM259 179L261 180V183L258 184L257 186L251 187L250 190H245L240 192L239 194L234 195L233 197H231L230 199L227 200H223L221 201V203L226 204V205H234L236 206L239 211L235 212V217L237 219H231V220H227V221H222L218 224H216L213 228H211L210 230H205V231H197L194 233H189L188 235V239L190 241H192V246L194 248H201V247H206L208 249H210L212 252H214L216 255L209 257V256H204L202 257V259L206 262V264H212L213 261L218 260L220 257H222L225 253V249L227 247L228 244V237L230 236L232 230L235 228L236 224L238 223V218L242 217L244 215V213L247 211V209L250 207L251 203L258 197V196H264V174L260 175ZM225 183H228V181H225ZM63 187H75V185H65L63 183L62 178L58 179L57 177L53 176L51 178V183H49L46 187L43 188L42 193L40 195L39 198L43 199L45 195H49L53 189H61ZM221 188L224 187V185L222 184L220 186ZM135 191L138 192H142L145 194V196L143 198H141L138 202L136 203H132L130 206L132 208V210L135 212L137 210H141V217L144 215V212L142 211L144 208H148L149 210H151V207L156 203V201L159 199L160 194L164 191L162 186H157L155 188L152 189H145V188H135ZM208 215H220L219 213H212L211 211H209L207 213ZM200 215H205L204 213H201ZM104 219V216H101L96 223L99 224L101 220ZM165 235L164 233H157V236H163ZM26 238V237H25ZM139 243V242H137ZM0 244H3V238L2 236H0ZM135 247V245H134ZM33 255H37V253L34 251ZM198 258L199 257V253H197Z\"/></svg>", "mask_w": 264, "mask_h": 264}]
</instances>
